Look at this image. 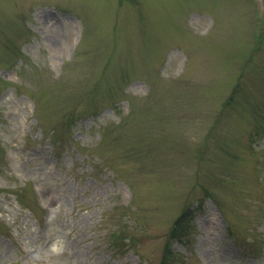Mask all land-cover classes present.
Listing matches in <instances>:
<instances>
[{
    "label": "rangeland",
    "instance_id": "rangeland-1",
    "mask_svg": "<svg viewBox=\"0 0 264 264\" xmlns=\"http://www.w3.org/2000/svg\"><path fill=\"white\" fill-rule=\"evenodd\" d=\"M166 243L264 264V0H0V264Z\"/></svg>",
    "mask_w": 264,
    "mask_h": 264
},
{
    "label": "trees",
    "instance_id": "trees-1",
    "mask_svg": "<svg viewBox=\"0 0 264 264\" xmlns=\"http://www.w3.org/2000/svg\"><path fill=\"white\" fill-rule=\"evenodd\" d=\"M190 218V215H189ZM186 213H182L181 217L176 219L174 224H173V228L171 229V234H170V238L175 239V237H177L179 235V231L181 230V227H184V230L186 229ZM186 238V237H184ZM184 238L180 239L179 242H183ZM170 244L166 243L165 248H164V253L162 256V264H165V262H167L169 260V250H170Z\"/></svg>",
    "mask_w": 264,
    "mask_h": 264
}]
</instances>
